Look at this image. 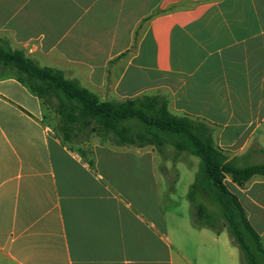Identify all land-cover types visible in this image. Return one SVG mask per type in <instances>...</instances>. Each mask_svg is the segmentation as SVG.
<instances>
[{"label": "crops", "instance_id": "obj_1", "mask_svg": "<svg viewBox=\"0 0 264 264\" xmlns=\"http://www.w3.org/2000/svg\"><path fill=\"white\" fill-rule=\"evenodd\" d=\"M0 38L101 101L164 97L229 158L264 149V0H0ZM46 111L0 71V264H226L223 232L178 249L149 146L67 147ZM224 183L255 229L264 178Z\"/></svg>", "mask_w": 264, "mask_h": 264}, {"label": "trees", "instance_id": "obj_2", "mask_svg": "<svg viewBox=\"0 0 264 264\" xmlns=\"http://www.w3.org/2000/svg\"><path fill=\"white\" fill-rule=\"evenodd\" d=\"M0 71L11 72L15 79L35 95L42 108L55 119L53 132L70 147L96 138L99 144L116 147H152L166 159L164 150L198 158L194 180L189 186L190 203L196 226L219 234L226 231L237 248L240 264H264L260 236L247 219L225 177L242 187L254 176L264 178V163L247 164L241 157L229 158L213 139L212 128L187 116L172 115L162 96H139L123 101H101L62 70L39 66L23 50L11 49L0 38ZM264 154V149H259Z\"/></svg>", "mask_w": 264, "mask_h": 264}, {"label": "rangeland", "instance_id": "obj_3", "mask_svg": "<svg viewBox=\"0 0 264 264\" xmlns=\"http://www.w3.org/2000/svg\"><path fill=\"white\" fill-rule=\"evenodd\" d=\"M40 65V64H39ZM47 119H52L53 114L49 111L45 112ZM46 122H50L46 120ZM97 140V139H96ZM97 142V141H96ZM83 148V146H82ZM151 150L156 155V167L157 170L161 172V205H162V214L164 217L171 222L170 226H174L175 230V239L177 242V247L185 254H188V249L190 250V242H193L190 239L191 231L198 233L199 227L196 226L192 221L193 210L190 203L187 200V192L190 186V175L191 181L194 180V175L198 166V158L188 155L186 153H179L177 155V163L172 162V157L175 154V151L172 147L167 146L164 150L166 159H163L160 154H158L152 147L147 148ZM247 164L254 163H264V154L256 153L252 155L247 161ZM111 163L99 164L97 166V171H106L110 168ZM147 171V169H146ZM120 177V176H119ZM114 184L119 180L114 179ZM117 181V182H116ZM145 187L150 185V179H144ZM260 193L259 199L264 204V185H259L257 189ZM260 212V211H259ZM176 213V215H175ZM261 214V213H260ZM174 215V216H172ZM264 223L263 221L255 223V229L259 230ZM207 232L211 233L212 231L205 228ZM223 238L226 241L225 246V259L226 264L228 261V254L232 253L235 256L236 264L239 263V253L237 248L230 242V239L227 235V232L224 230ZM211 264V262H210Z\"/></svg>", "mask_w": 264, "mask_h": 264}]
</instances>
